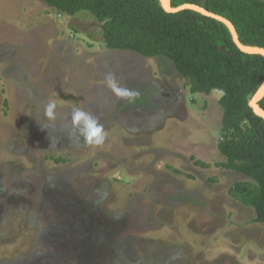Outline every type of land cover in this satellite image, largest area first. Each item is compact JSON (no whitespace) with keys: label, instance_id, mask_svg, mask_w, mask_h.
Masks as SVG:
<instances>
[{"label":"rangeland","instance_id":"1","mask_svg":"<svg viewBox=\"0 0 264 264\" xmlns=\"http://www.w3.org/2000/svg\"><path fill=\"white\" fill-rule=\"evenodd\" d=\"M221 95L108 49L89 10L0 0V264H264V223L230 194L249 178L216 165ZM77 108L102 145L70 136Z\"/></svg>","mask_w":264,"mask_h":264},{"label":"trees","instance_id":"2","mask_svg":"<svg viewBox=\"0 0 264 264\" xmlns=\"http://www.w3.org/2000/svg\"><path fill=\"white\" fill-rule=\"evenodd\" d=\"M68 14L89 10L101 23L108 49L164 56L172 60L192 93L220 90L223 136L216 165L249 178L237 181L233 198L253 207L254 221L264 223V118L249 102L264 78V56L242 52L227 26L192 9L164 10L161 0H42ZM200 5L234 25L239 41L264 48V0H170ZM225 45L230 55L219 47ZM264 110V97L258 102ZM195 164H208L195 160Z\"/></svg>","mask_w":264,"mask_h":264},{"label":"clouds","instance_id":"3","mask_svg":"<svg viewBox=\"0 0 264 264\" xmlns=\"http://www.w3.org/2000/svg\"><path fill=\"white\" fill-rule=\"evenodd\" d=\"M107 84L118 96L131 98L135 95L130 91L122 90L111 76L107 78ZM56 107L54 102H49L46 105L45 116L47 119H55ZM71 126L75 131L70 133V136L77 142L83 141L85 144L95 146H100L105 142L106 132L103 125L99 123L95 116L83 109L72 110Z\"/></svg>","mask_w":264,"mask_h":264},{"label":"water","instance_id":"4","mask_svg":"<svg viewBox=\"0 0 264 264\" xmlns=\"http://www.w3.org/2000/svg\"><path fill=\"white\" fill-rule=\"evenodd\" d=\"M161 2H162L164 10L167 12H170V13L177 12V11L182 10V9H192V10H195L197 12H200L203 15L212 17L214 19H217V20L223 22L227 26L228 30L230 31V34L232 36V40H233L234 44L238 47V49L240 51L245 52V53H249V54H260V55L264 56V48L263 47H253V46H246V45L242 44L238 39L236 29H235L234 25L232 24V22L229 19L223 17L222 15L210 12L207 9H205L204 7L197 5V4H194V3H183L179 6L172 7L170 0H161ZM219 49L222 52L226 53L227 55L231 54V52L226 49L225 45H221L219 47ZM263 97H264V78H263L259 88L254 93V95L252 96V98L249 102V105L253 109L254 113L259 115L262 118H264V110L259 106L258 102Z\"/></svg>","mask_w":264,"mask_h":264}]
</instances>
